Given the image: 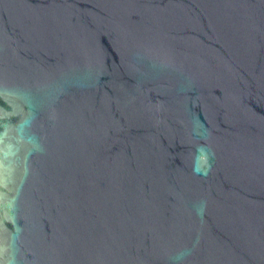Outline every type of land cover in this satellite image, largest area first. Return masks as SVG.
Listing matches in <instances>:
<instances>
[{"label":"water","instance_id":"obj_1","mask_svg":"<svg viewBox=\"0 0 264 264\" xmlns=\"http://www.w3.org/2000/svg\"><path fill=\"white\" fill-rule=\"evenodd\" d=\"M0 264H264V0H0Z\"/></svg>","mask_w":264,"mask_h":264}]
</instances>
